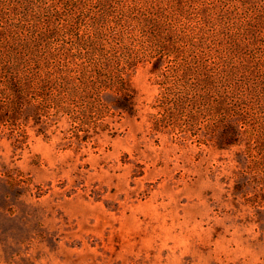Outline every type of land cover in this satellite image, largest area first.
<instances>
[{"label": "rangeland", "instance_id": "rangeland-1", "mask_svg": "<svg viewBox=\"0 0 264 264\" xmlns=\"http://www.w3.org/2000/svg\"><path fill=\"white\" fill-rule=\"evenodd\" d=\"M208 1L221 3L183 1L188 22L172 11L171 25L180 30L170 35L172 52L151 40L150 28L133 34L140 53L128 83L135 116L95 108L83 126L77 110L62 115L53 107L43 133L0 127V264H264V148L218 147L214 131L224 112L211 110L215 95L204 101V68L220 70L218 50L204 45L212 26L198 7ZM111 43L123 48L120 39ZM243 54L264 56V38ZM155 57L163 60L158 72L149 70ZM93 61L83 62L93 70ZM253 70L255 84L262 72ZM238 80L247 81L245 74L231 78ZM245 84L228 105L258 132L262 100ZM96 85L98 105L111 104L112 89ZM184 92L185 109L164 110L182 103ZM11 133L20 142L12 143Z\"/></svg>", "mask_w": 264, "mask_h": 264}, {"label": "trees", "instance_id": "trees-1", "mask_svg": "<svg viewBox=\"0 0 264 264\" xmlns=\"http://www.w3.org/2000/svg\"><path fill=\"white\" fill-rule=\"evenodd\" d=\"M183 1L167 0L169 9L160 6L163 0H0V127L16 125L43 133L49 122L45 115L53 107L62 115L77 110L76 122L83 126L91 125L89 116L95 108L98 113H105L114 107L135 116V94L128 83L134 67L139 65L133 56L140 53L134 52L139 41L133 34L137 29L150 28L151 40L172 52L170 35L180 30L171 25L170 14L176 10L177 16L185 17L187 22L190 19ZM220 1L204 2L198 7L204 22L212 26L204 45L209 53L218 50L214 63L220 66L218 73H212V64L207 65L203 76L204 101H212L215 95L217 101L211 110L223 111L225 116L214 131V140H218L221 149L248 143L259 151L264 148V128L258 132L247 128L242 116L231 112L228 99L246 83L257 90L261 111L264 108V56L243 54L254 49L260 37L264 38V0ZM126 37H132V41H126ZM115 38L121 40L120 50V46L111 43ZM235 56L240 60L236 61ZM88 58L94 60L93 70L83 62ZM150 61L149 70L158 72L163 60L155 57ZM256 67L262 75L254 84L249 80ZM75 71L81 74L80 80L75 79ZM104 71L110 73L108 79L104 78ZM238 71L245 74L250 84L242 80L231 82ZM97 82L105 92L112 89L108 92L111 104L98 105L93 94ZM228 83L231 87L224 90ZM241 95L239 102H244L249 93ZM184 96L186 92L178 95L182 103L172 101L164 110L177 115L175 109H185ZM189 117L196 120V115ZM11 135L9 139L16 144L19 138L15 133ZM91 137L94 136L87 135L85 140ZM261 171L264 173V164ZM241 173L246 175L248 171Z\"/></svg>", "mask_w": 264, "mask_h": 264}]
</instances>
